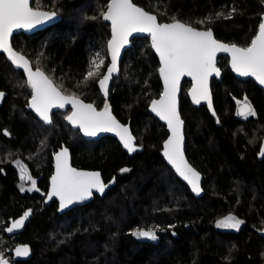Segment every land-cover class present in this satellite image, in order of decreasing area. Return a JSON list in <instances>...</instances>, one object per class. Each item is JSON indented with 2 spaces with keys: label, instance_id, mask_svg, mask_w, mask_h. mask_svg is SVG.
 Masks as SVG:
<instances>
[{
  "label": "trees",
  "instance_id": "16d2710c",
  "mask_svg": "<svg viewBox=\"0 0 264 264\" xmlns=\"http://www.w3.org/2000/svg\"><path fill=\"white\" fill-rule=\"evenodd\" d=\"M132 1L161 23L175 18L196 29H211L217 40L240 47L250 45L264 16V0ZM109 2L33 0V8L55 12L60 20L43 31L12 38L14 49L34 70L40 67L63 85L62 91L98 108L104 102L98 81L110 64L111 26L102 15ZM229 13L231 18L225 19ZM97 52L105 60L100 74L77 87ZM217 66L222 75L211 87L215 114L192 102L189 80L181 89L185 156L203 176V194L196 196L162 154L169 132L150 111L152 100L163 91L150 37L133 40L109 95L114 114L131 125L136 138L139 150L132 155L109 136L86 140L60 113L51 124L42 123L27 110L31 89L23 71L0 53V89L8 94L0 109V257L11 261L10 249L29 244L33 258L13 264H264V89L238 78L227 56H220ZM245 101L256 112L247 119L238 115ZM62 144L71 150L76 166L99 169L107 180L115 177V186L104 199L71 217H44L50 208L42 211V198L19 192L14 162L19 160L38 179L41 193L52 170L50 152ZM29 210L34 217L24 231L8 236V225ZM230 215L242 220L243 227L217 229V222ZM137 229H152L158 243L140 241L132 234ZM97 231L106 235L95 238Z\"/></svg>",
  "mask_w": 264,
  "mask_h": 264
},
{
  "label": "snow or ice",
  "instance_id": "6c2138e0",
  "mask_svg": "<svg viewBox=\"0 0 264 264\" xmlns=\"http://www.w3.org/2000/svg\"><path fill=\"white\" fill-rule=\"evenodd\" d=\"M232 11L234 12L235 9ZM102 15L105 20L111 22L112 35L107 44L111 62L106 74L98 81L101 90L105 96L108 95V83L113 74L118 72L117 60L120 49L127 44L128 37L133 32L150 34L152 47L160 57L162 66L159 72L164 81V91L160 99L152 100L151 110L167 122L171 131V136L164 144L163 155L176 172L191 185L192 191L199 194L200 174L188 164L183 151V121L176 108V94L180 79L183 76H190L195 82L192 88L193 101L199 103L201 99H205L211 108L208 78L213 73L219 76L216 53L224 51L231 55L233 71L243 77H255L260 84L264 85V22L259 24L258 34L251 40L250 45L239 47L217 41L213 38L211 29L199 31L175 18L172 23H158L155 15L136 6L132 0H110L107 11ZM55 16V12L31 7L30 0H0V50L7 53L8 59L16 68L23 69L26 73L27 85L31 89L30 107L44 123L51 124L53 108L63 109L66 105H71V113L65 118L73 127L79 128L85 136L93 137L99 132H115L129 153L137 151L135 137L128 127L116 121L107 104L102 111H97L93 104L83 102L75 93L65 94V91H62V84H55L40 67L33 70L30 61L20 52L13 50L10 37L14 29L33 28L52 20ZM224 18H231V13ZM208 22H212L211 17L208 18ZM198 23H204V21ZM104 64V57L97 52L90 61L89 70L83 81L76 86L87 85L90 78L100 74L99 70ZM3 95L4 93L0 92V98ZM238 115L247 119L249 116H255L256 112L251 104L245 101ZM260 155L264 156V147L261 148ZM17 164L19 165L20 162L17 161ZM20 170L21 180L31 181V188L28 190H38L35 180L30 175H26L27 169L21 165ZM122 171L127 172L129 169ZM51 184L48 198L58 197L61 210L77 201L89 198L93 189L101 194L105 189V184L98 172H82L69 165L67 149L56 155V174L52 177ZM21 190L24 189L21 188ZM30 214V210L25 212L23 218L14 222L6 230L11 233L14 229L22 227ZM243 223L242 220L230 215L218 221L216 226L239 230ZM132 234L137 238L150 240L158 238L152 229H137ZM15 254L18 257H26L30 254V249L27 246L18 247ZM0 264H8V262L0 257Z\"/></svg>",
  "mask_w": 264,
  "mask_h": 264
},
{
  "label": "water",
  "instance_id": "95a60500",
  "mask_svg": "<svg viewBox=\"0 0 264 264\" xmlns=\"http://www.w3.org/2000/svg\"><path fill=\"white\" fill-rule=\"evenodd\" d=\"M32 2H33V0H30V6H31V7H32ZM109 3H110V2H109ZM132 3H134V2L132 1ZM134 4H135V3H134ZM135 5H136V4H135ZM136 6H138V5H136ZM138 7H140V6H138ZM140 8H142V7H140ZM142 9L145 10L144 8H142ZM106 11H107V10H106ZM145 11H146V10H145ZM147 12H148V11H147ZM149 13H150V12H149ZM150 14H152V13H150ZM152 15H154V14H152ZM263 18H264V16H263ZM263 18H262V20H263ZM59 20H60V16H58V15L56 14V16H55L52 20H50V21H45L43 24H38V25L34 26L33 28H19V29H14L13 32H12V36L10 37V43H11L12 47H13V44H12V38H13V36H14L15 34H18V33H25V34H27V35H32V34H35V33H37V32L43 31V30L47 29L48 27H52V26H54ZM104 21L107 22V23H109L110 26H111V22H110V21H107V20H105V19H104ZM157 22H158V23H161L158 19H157ZM195 29H196V28H195ZM197 30H199V31H205V30H203V29H197ZM111 35H112V33H111ZM146 36H148V37L151 38L150 34H148V33H138V32H133V33L128 37V42H127V44H125V45L120 49L119 57H118V60H117L118 72H116V73L113 74L112 79H111V80L109 81V83H108V89H109V91H108V95H107V96L104 95V92L101 90V88H100V86H99V83H98L99 90H100V92H101V94H102V96H103V98H104V104H103L102 108H101V109H98V108L93 104V106L97 109V111H102V110L104 109L105 104H107L108 107H109V110H110V112H111V114H112V116L116 119V121H117L118 123H120L121 125L128 127L129 130H130V132L132 133L133 136H134V134H133V132H132L131 125H130V124H123V123H122V122L116 117V115L114 114V112H113V107H112V105H111V103H110V100H109V95H110V89H111V85H112V82H113V80H114V77L117 76V75L119 74V71H120V62H121V60L123 59L125 53H126L131 47H132L133 40H134L135 38L146 37ZM213 38L216 39V37L214 36V33H213ZM110 39H111V38H110ZM216 40H217V39H216ZM217 41H219V40H217ZM219 42L224 43L225 45H232L231 43H226V42H222V41H219ZM151 44H152V41H151ZM237 46H238V45H237ZM239 47H240V46H239ZM152 48H153V47H152ZM13 50H14V51H17V50L14 49V47H13ZM107 51H108V49H107ZM153 51H154L156 57L158 58L159 63H160V67H161L162 65H161V61H160L159 54L155 51L154 48H153ZM0 53H4V55L6 56L7 60L11 63V61L8 59V55H7V53L3 52L2 50H0ZM21 54H22V53H21ZM220 56H227V57L229 58V61H230V68H231V70L233 71L232 66H231V55H230V53H228V52H224V51H219V52L216 53V67L218 68V66H217V60H218V58H219ZM108 57H109V61L111 62V56H110L109 52H108ZM25 58L28 59L27 57H25ZM28 60H29V59H28ZM29 61H30V60H29ZM11 64H12V63H11ZM109 65H110V64H109ZM30 66H31V63H30ZM14 67H15V66H14ZM31 67H32V66H31ZM160 67H159V69H160ZM15 68H16V67H15ZM32 68H33V67H32ZM16 69H19V68H16ZM218 69H219V68H218ZM20 70L23 71V69H20ZM33 70H34V69H33ZM219 70H220V69H219ZM23 72H24V71H23ZM233 73H234L238 78H241V79H251V80L255 81V82L257 83V85H258L260 88L264 89V85L260 84L259 81H257L255 77H252V76H249V77H243V76L238 75L235 71H233ZM24 74H25V76H26V73H24ZM105 74H106V73H105ZM46 75H47V74H46ZM159 75H160V72H159ZM221 75H222V72H221V70H220V74H219V76H217L215 73H213V74H212L211 76H209V78H208V91H209V94H210V97H211V108H210L209 105H208V101L205 100V99H201L199 103H196V102L193 101V97H192V88H193L195 82L192 80V78H191L190 76H183V77H181V79H180V83H179V85H178V91H177V94H176V108H177V112H178L179 117H180L181 120H182V118H181L180 113H179V108H180L181 89H182V85H183L184 80H189V81L192 83V87H191V89H190V91H189V95H190V98H191L192 102H194L195 105H206V106H208V108L210 109V111H211L212 114H213V113H215V112H214V109H213L212 95H211L212 82H213V80H215V79H220V78H221ZM26 78H27V76H26ZM160 78H161V81H162L163 91H164V81H163V78L161 77V75H160ZM163 91H162V93H163ZM0 92H2V91H0ZM2 93H4V92H2ZM161 95H162V94H161ZM6 96H7V94L4 93L3 97L0 98V107L2 106V104H3V102H4ZM160 97H161V96H160ZM159 99H160V98H159ZM81 100H82V99H81ZM82 101L85 102L84 100H82ZM85 103H88V102H85ZM91 104H92V103H91ZM242 106H243V104H241V105L239 106V108H238V112H239V109H240ZM67 107H71V105H66L65 108H63V109H60V108H53V109L51 110V114H52L53 112L57 111V110H64V109H66ZM29 109L32 111V113L34 114V116H36L37 118L40 119V117L38 116V114H37V113H36L31 107H29ZM150 111H151V112H152V113H153V114H154V115H155V116L161 121V123H163L164 125H166L167 130H168V132H169V137H170V136H171V131H170L168 125H167V122H166L165 120L160 119V117L157 116L156 113H154V112L151 110V106H150ZM40 120H41V119H40ZM42 121H43V120H42ZM182 121H183V120H182ZM43 122H44V121H43ZM67 124L70 125V126H71L72 128H74V129H79V128H77V127H73L68 121H67ZM79 130H80V129H79ZM80 131H81V130H80ZM182 133H183V151H184V150H185L184 121H183V125H182ZM81 134H82L87 140H89V141H99V140H101V139H103V138L109 136V137L115 138V139L120 143V145L122 146V148H123L128 154L132 155V154H134V153L136 152V151H134V152H132V153H129V151H128L126 148H124V146H123V144H122V142H121L119 136H117L115 132H99V133H97L96 136H93V137L85 136V135L83 134L82 131H81ZM134 137H135V136H134ZM169 137H168V139H169ZM168 139H167V140H168ZM167 140H166V141H167ZM166 141H165V142H166ZM164 144H165V143H164ZM135 145H136V138H135ZM136 147H137V151H138V150H139V147H138V146H136ZM262 147H264V140H263V143H262ZM262 147H261V148H262ZM64 149H67V151H68V163H69V165H70L72 168H75V167H73L72 164H71V154H70V151H69L70 149H69L68 147H66L65 145L62 147L61 150L63 151ZM163 152H164V149H163ZM163 152H162V154H163ZM163 156H164V155H163ZM260 156H261V155H260ZM184 157H185V159H186L185 152H184ZM261 157H263V156H261ZM164 158H165V156H164ZM165 159H166V158H165ZM166 161H167V159H166ZM186 161H187V159H186ZM167 162H168V161H167ZM187 162H188V161H187ZM168 164H169V162H168ZM188 164H189V163H188ZM169 165L173 168V166H172L171 164H169ZM189 165H190V164H189ZM190 166H191V165H190ZM191 167H192V166H191ZM192 168H193V167H192ZM75 169L78 170V171L89 172V173H92V172H98V173L100 174V177H101L102 182L104 183L100 171H89V170H83V169H78V168H75ZM173 169H174V168H173ZM193 169H194V168H193ZM174 170H175V169H174ZM194 170H195V169H194ZM195 171H196V170H195ZM175 172H176V170H175ZM197 172H198V171H197ZM176 173H177V172H176ZM198 173H199V172H198ZM55 174H56V170H55ZM55 174H54V175H55ZM177 174H178V173H177ZM199 174H200V173H199ZM54 175H53V176H54ZM178 175H179V174H178ZM53 176H52V177H53ZM179 177H180L182 180H184L180 175H179ZM202 180H203V176H202V174H200V181H199V183H200V186H201V191H200L199 194H196L195 192L192 191L196 196H201V195L203 194ZM51 181H52V178H51ZM184 181H185V180H184ZM185 183L191 188V186L187 183V181H185ZM114 184H115V183H114V181H113L112 183L105 185V189H104L103 194H104L106 191L111 190V189L114 187ZM51 187H52V184L50 185L49 193L51 192ZM191 190H192V188H191ZM93 191H95L97 194H99V195H101V196L103 195V194H101L100 192H98L96 189H93L92 192H93ZM92 198H93V195L91 194V196H90L89 198H87V199H85V200H83V201H77V202H75V203L69 205L68 207L64 208L63 210H61V208H59V214L61 215V214H63V212H65L66 210H71V209H73V208H75V207H77V206H82V205H84V204H87V203H89V202L92 200ZM53 199H57V200L59 201V198H58V197H52L51 199L48 198V200H47V205H49V203H50ZM23 216H24V215H22V216H20L19 218L13 220V221L8 225L7 228L11 227L12 224H13L14 222H16L17 220H20L21 218H23ZM27 223H28V218L24 221V225H23L22 227H20V228H18V229H14L13 232H11V233L8 232V231L6 230V234H7L8 236H15V235H18V234L22 233V232L24 231V229H25ZM261 234L264 235V231H263ZM23 246H27V247L30 249V254H29L28 256H26V257H25V256H19V257L16 256V254H15V250H16L18 247H23ZM10 254L12 255V260H13V262H28V261H30V260L33 258V250H32V247H31L29 244H20V245H17L16 247H14V248L10 251ZM4 260H6V261L8 262V264H12L8 259H4Z\"/></svg>",
  "mask_w": 264,
  "mask_h": 264
},
{
  "label": "flooded vegetation",
  "instance_id": "af4514ba",
  "mask_svg": "<svg viewBox=\"0 0 264 264\" xmlns=\"http://www.w3.org/2000/svg\"><path fill=\"white\" fill-rule=\"evenodd\" d=\"M24 73V72H23ZM25 75V74H24ZM25 78H26V76H25ZM26 80H27V78H26ZM54 82V81H53ZM0 91H2V92H4V93H6L7 94V92L6 91H4V90H1L0 89ZM65 94H68V93H65ZM7 96H8V94H7ZM7 96L5 97V100H4V102H3V104H2V106L0 107V109H2V107L4 106V104H5V102H6V99H7ZM80 99H82V98H80ZM30 100H31V97L29 98V100H28V104H27V110L29 111V112H31L32 113V111L29 109V107H30ZM82 100H84V99H82ZM85 102H88V103H90L89 101H86V100H84ZM93 104V103H92ZM103 104H104V102H103ZM103 104H102V106H103ZM95 105V104H94ZM96 106V105H95ZM102 106L100 107V108H98V109H101L102 108ZM71 107H67L66 109H64V110H57V111H55V112H53L52 113V119H53V116H54V114H56V113H60L61 115H62V117H63V121L67 124V120H66V115H68V114H70L71 113ZM33 114V113H32ZM34 115V114H33ZM36 117V116H35ZM37 118V117H36ZM37 119H39V118H37ZM40 120V119H39ZM57 120L58 121H61L62 120V118H57ZM42 123H44L42 120H40ZM45 125H48V124H46V123H44ZM68 125V124H67ZM70 128H72L70 125H68ZM73 130H77V131H79L80 133H81V131L79 130V129H74V128H72ZM5 132L7 133V134H5ZM3 134L4 135H6L7 137H10V134L8 133V131L7 130H3ZM82 135V134H81ZM83 136V135H82ZM84 137V136H83ZM85 138V137H84ZM86 139V138H85ZM87 140V139H86ZM89 141V140H88ZM120 144V143H119ZM64 146V144H62L58 149H56V150H53V151H51L50 152V161L52 162V170H51V173H50V175L47 177V189H46V187H45V190L43 191V192H41L40 193V191H39V186H40V184H39V181H38V179H36V178H34L32 175H30L29 173H28V171H27V173H26V175H30L31 177H32V179L33 180H35V182H36V188L38 189V190H31V191H29L28 189H30L31 188V181L30 180H21V170H20V168H21V165L22 166H24L25 168H27L24 164H22L19 160V162H20V164L18 165L17 164V161L16 162H14V165L18 168V171H19V175H18V184H17V188H18V190H19V192L20 193H22V194H25V193H29V194H34V193H37V195L40 197V198H42V205H43V212L46 210V208H50L49 209V211L48 210H46V211H48V213L47 214H45L44 213V217H46V216H51V215H56V216H58V217H60V218H66V217H71L75 212H79L82 208H85V207H87V206H90L91 204H95V203H97V202H99V200H102V199H104L111 191H112V189L111 190H109V191H106L102 196L101 195H99V194H97L95 191H93L92 192V195H93V198H92V200L89 202V203H87V204H84V205H82V206H77V207H75V208H73V209H71V210H66L65 212H63V214H59V208H60V201H58L57 199H53L50 203H49V205H47V200H48V194H49V190H50V185H51V178H52V176L55 174V170H56V155L58 154V153H60L62 150V147ZM70 151V154H71V164H72V166L73 167H75V168H78V169H83V170H89V171H100L99 169H88V168H81V167H78V166H76L75 164H74V161H73V155H72V152H71V150H69ZM15 161V160H14ZM0 162H1V160H0ZM2 170V173L3 174H5V171L3 170V169H1ZM101 172V176H102V179H103V181H104V184L105 185H107V184H110V183H112L113 181H114V183H115V177H111V178H109L108 180H107V177L106 176H103V174H102V171H100ZM114 186H115V184H114ZM21 188H23L24 190L22 191L21 190ZM46 194V195H45ZM45 211V212H46ZM30 215L28 216V222H29V220H31L33 217H34V211L33 210H31L30 211ZM24 215V214H23ZM19 218V217H18ZM17 219V218H16ZM28 224V223H27ZM104 235H106V234H102L101 232H99V231H97V232H94V234H93V236L95 237V238H98V239H101L102 237H104ZM156 235H157V237H158V234L156 233ZM140 241H145V242H150V243H158V240H159V237L156 239V240H150V239H147V238H138ZM16 247V246H15ZM13 249V248H12ZM12 249H10V251L12 250ZM9 251V252H10ZM11 255V254H10ZM11 258H12V255H11ZM4 259V258H3ZM12 264L13 263H19V262H13V260L11 259V261H10Z\"/></svg>",
  "mask_w": 264,
  "mask_h": 264
},
{
  "label": "rangeland",
  "instance_id": "374dc122",
  "mask_svg": "<svg viewBox=\"0 0 264 264\" xmlns=\"http://www.w3.org/2000/svg\"><path fill=\"white\" fill-rule=\"evenodd\" d=\"M262 22H264V18H263V20H262ZM101 53V52H100ZM101 55L104 57V55L101 53ZM186 181V180H185ZM188 183V182H187ZM191 186V185H190ZM200 188H201V186H200ZM226 218V217H225ZM225 218H223V219H225ZM237 218V217H236ZM223 219H221V220H223ZM217 225V224H216ZM217 227V226H216ZM243 227V224H241L240 225V228H239V230L241 229ZM217 229H219V230H222V231H238V230H236V229H232V228H218L217 227Z\"/></svg>",
  "mask_w": 264,
  "mask_h": 264
},
{
  "label": "bare ground",
  "instance_id": "6f19581e",
  "mask_svg": "<svg viewBox=\"0 0 264 264\" xmlns=\"http://www.w3.org/2000/svg\"><path fill=\"white\" fill-rule=\"evenodd\" d=\"M46 195V194H45Z\"/></svg>",
  "mask_w": 264,
  "mask_h": 264
}]
</instances>
